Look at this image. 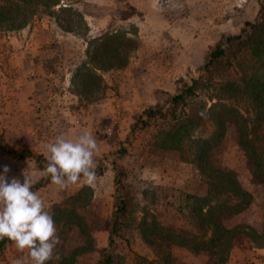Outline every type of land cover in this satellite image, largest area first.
Segmentation results:
<instances>
[{
    "label": "rangeland",
    "instance_id": "rangeland-1",
    "mask_svg": "<svg viewBox=\"0 0 264 264\" xmlns=\"http://www.w3.org/2000/svg\"><path fill=\"white\" fill-rule=\"evenodd\" d=\"M157 1L162 4L166 17L187 15L179 23L185 35L142 38L138 22L143 12L126 0H62L56 9L69 7L78 14L72 18L69 31L60 29L53 16L36 15L25 28L0 34V74H3L0 75V175L7 166L9 181L15 177L23 182L22 173L29 170L34 180L32 191L43 199L50 215L55 205L88 185L80 182L59 190L41 175L47 166L46 157L40 166L34 159H28L34 155L46 156V145L60 134L75 139L88 131L98 144L94 157L97 181L94 187L89 186L96 214L106 220L112 216L115 186L108 159L114 157L116 165L124 170V184L131 190L133 199L145 206L149 215L177 227H185L191 221L188 213L179 208L186 194L203 189V179L195 166L180 163L177 153L156 148L155 141L168 122L152 119L142 130L138 124L145 109L163 106L168 97L199 76L200 68L217 44L238 33L246 22L256 20L264 0H214V8L188 6L184 0ZM100 17L107 20L106 25L101 24L102 30L92 32L91 19ZM194 17L199 22L203 19L206 25L195 23ZM66 18L65 14L64 22ZM132 18L136 22L128 21ZM227 25L229 30H224ZM188 28L193 31L188 32ZM109 33L120 36V41L129 37L134 43L127 48L129 58L122 68L99 72L100 90L98 93L93 90L88 95L93 101L86 103L71 85L72 74L87 62L88 42ZM147 45L154 47L155 54L147 53ZM246 58L247 53L241 52L240 61ZM151 60L157 62V68L145 70ZM136 96H146L147 101L137 106ZM118 149H123L121 156L115 154ZM214 152L216 163L234 172L242 187L252 195L249 207L226 220L224 225L228 228L242 225L260 232L264 225V185L254 179L252 163L237 146L231 128ZM55 226L60 243L47 264H64V258L85 245L86 237L77 226L62 220L55 221ZM108 236L106 231L92 232L96 250L79 254L73 264H97L98 250L107 246ZM115 245L116 253L124 256L128 264L134 256L159 264L167 251L144 242L135 229L123 230L115 238ZM248 246L244 240L241 247L233 250L228 264H258V249L252 251ZM169 252L175 259L174 264H209L206 255L183 248L171 247ZM23 255L12 242L0 253V264H14Z\"/></svg>",
    "mask_w": 264,
    "mask_h": 264
},
{
    "label": "trees",
    "instance_id": "trees-1",
    "mask_svg": "<svg viewBox=\"0 0 264 264\" xmlns=\"http://www.w3.org/2000/svg\"><path fill=\"white\" fill-rule=\"evenodd\" d=\"M61 1L0 0V34L25 28L36 15L53 16L60 29L69 31L72 18L78 14L69 7L56 9ZM63 14L67 16L65 22ZM119 37L109 33L88 42L87 62L72 74V85L81 101H93L88 95L95 89L99 92V72L120 69L127 63V48L134 42L126 36L123 42ZM241 52L247 53L243 62L239 59ZM199 73L168 97L163 106L145 109L138 124L142 130L152 119L168 122L155 141L156 148L177 153L179 162L195 166L203 179V189L186 194L179 208L188 213L191 221L185 227H177L149 215L146 207L133 199L124 184V170L111 157L108 161L114 172L115 195L110 220L93 211L89 186L53 207L54 221L73 224L86 237L85 245L64 258V264H73L79 254L96 250L92 238L95 231H106L109 235L107 246L98 250L97 264H128L124 256L116 253L115 238L129 229L138 230L147 244L167 250L159 264L175 263L169 252L171 247L206 255L209 264H228L233 250L241 247L244 240L252 251L264 248V225L260 232L242 225L233 228L224 225L249 207L252 195L234 172L214 159V151L231 128L237 146L252 163L254 179L264 185V6L260 7L256 20L246 22L238 33L227 36L224 43L211 50ZM80 77L83 79L79 82ZM122 152L123 149H118L115 154L121 156ZM32 158L41 165L43 157ZM11 243L7 238L0 241V253ZM130 262L156 264L139 256Z\"/></svg>",
    "mask_w": 264,
    "mask_h": 264
},
{
    "label": "clouds",
    "instance_id": "clouds-1",
    "mask_svg": "<svg viewBox=\"0 0 264 264\" xmlns=\"http://www.w3.org/2000/svg\"><path fill=\"white\" fill-rule=\"evenodd\" d=\"M97 151V141L88 131L75 139L60 134L46 145L47 166L41 175L59 190L80 182L94 187ZM9 172L5 166L0 175V241L7 238L24 254L14 264H47L60 243L54 218L39 194L32 191L34 180L29 170L22 173L23 182L15 177L9 181Z\"/></svg>",
    "mask_w": 264,
    "mask_h": 264
},
{
    "label": "crops",
    "instance_id": "crops-1",
    "mask_svg": "<svg viewBox=\"0 0 264 264\" xmlns=\"http://www.w3.org/2000/svg\"><path fill=\"white\" fill-rule=\"evenodd\" d=\"M126 1H128L130 3L133 2V4L137 6L138 10L143 12L142 20H140L138 22V26H139V30H140V34H141L142 38L144 37V38H148L151 40V39H155V38L159 39L160 37L164 38V37H167L169 35H170V38H178V37L183 36L181 33H184V35L186 34L185 32L181 31V29H183V28L180 24L182 22H184L183 19H186L187 15L186 16L180 15L177 18L175 16H173L171 18L166 17V15L164 14L165 10H163V8H162V4H160L157 0H139V2H138V0H126ZM142 1H144V2H142ZM184 3L188 6H195V7L206 6V7H213L214 8V6H215V5H213L214 0H184ZM215 4H217V3H215ZM222 4L223 3H218V5H222ZM198 10L201 11L200 8H198ZM194 16H196V15L194 14ZM192 20H194L195 23H199L202 26L206 25V24L202 23L203 19H200V21L202 20L201 22H199V20L195 17ZM128 21L136 22L134 20V18L129 19ZM206 21H207V18H205L204 22H206ZM208 21H210V20H208ZM106 23H107V20L103 17L92 18L89 26H91L93 28L92 32H94V30H102L104 28V26L101 24L106 25ZM229 28L230 27L227 25L224 30H229ZM187 30H188V32L193 31V29H190V28H188ZM222 32H225V31H222ZM146 47H147L146 48L147 53L155 54L154 47H153V49L148 45ZM140 62H141V60L139 59L138 63H140ZM157 66H158L157 62L154 60H151L150 63L148 64V67H147V63H146L144 69L149 71L150 69H156ZM144 73L142 75H144ZM0 75L3 76V74H0ZM71 85H72V82H71ZM146 98H147L146 96H144V97L136 96V103H138L137 106L141 107V102L147 101ZM76 103L78 104V101H76ZM103 103H105V100L103 101ZM81 104H83V103H81ZM93 104H95V103H93ZM109 104H110V102H109ZM126 106L129 107L128 103H126ZM137 108H139V107H137ZM81 109H82V107H81ZM30 113H32V112L30 111ZM25 117H27L29 120H31L30 116L25 115ZM42 154H43L42 152L39 153L40 156ZM41 157H46V156L43 155ZM28 160L32 161L33 158L32 159L30 158ZM82 187H84V185L81 186L80 188H82ZM257 254L259 256L257 258L258 264H264V248L258 249Z\"/></svg>",
    "mask_w": 264,
    "mask_h": 264
}]
</instances>
